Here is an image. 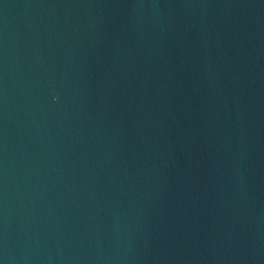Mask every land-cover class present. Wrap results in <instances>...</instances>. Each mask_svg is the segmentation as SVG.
I'll use <instances>...</instances> for the list:
<instances>
[{"label":"water","instance_id":"water-1","mask_svg":"<svg viewBox=\"0 0 264 264\" xmlns=\"http://www.w3.org/2000/svg\"><path fill=\"white\" fill-rule=\"evenodd\" d=\"M0 264H264V0H0Z\"/></svg>","mask_w":264,"mask_h":264}]
</instances>
